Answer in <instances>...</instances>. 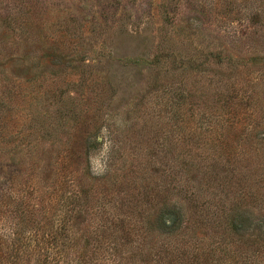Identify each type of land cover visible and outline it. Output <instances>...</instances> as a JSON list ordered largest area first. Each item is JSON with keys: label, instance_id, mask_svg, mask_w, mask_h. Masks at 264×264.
Masks as SVG:
<instances>
[{"label": "rangeland", "instance_id": "rangeland-1", "mask_svg": "<svg viewBox=\"0 0 264 264\" xmlns=\"http://www.w3.org/2000/svg\"><path fill=\"white\" fill-rule=\"evenodd\" d=\"M258 4L0 0V186L87 232L164 212L148 244L264 264V249L245 261L264 242V23L244 35Z\"/></svg>", "mask_w": 264, "mask_h": 264}, {"label": "trees", "instance_id": "trees-1", "mask_svg": "<svg viewBox=\"0 0 264 264\" xmlns=\"http://www.w3.org/2000/svg\"><path fill=\"white\" fill-rule=\"evenodd\" d=\"M257 1L259 4L247 19L252 26L244 34L250 39L257 35L255 25L264 23V0ZM252 61L255 65L260 64L257 57ZM11 182L8 179L0 186V264H240L237 260L242 256L239 253L232 255L233 261L225 253L227 247L219 243V246L215 243L205 245L191 238L190 244L170 234L159 244H148L151 238H160L156 229L167 226L164 212L157 219L139 226L129 219L132 216L128 212H119L113 215L112 223L105 221L98 230L87 232L72 224L74 218L50 214L41 201H24L16 195ZM102 226H106V231L101 229ZM228 229L230 234L237 236L234 222H230ZM183 243L187 247H181ZM250 244L256 248L246 255V263L250 258L255 260V254L259 256L258 250L264 249V242L252 239ZM220 252H224L222 257H215Z\"/></svg>", "mask_w": 264, "mask_h": 264}]
</instances>
